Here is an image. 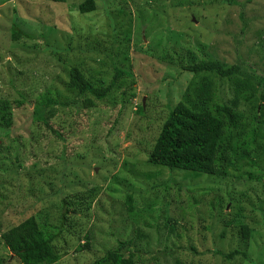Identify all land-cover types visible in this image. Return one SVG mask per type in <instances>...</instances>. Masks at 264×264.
Wrapping results in <instances>:
<instances>
[{
	"label": "rangeland",
	"instance_id": "1",
	"mask_svg": "<svg viewBox=\"0 0 264 264\" xmlns=\"http://www.w3.org/2000/svg\"><path fill=\"white\" fill-rule=\"evenodd\" d=\"M84 1L0 0V102L12 113L11 127L2 126L9 130L2 141L11 146L19 140L22 147L15 152L17 161L13 148L4 152L12 174L0 173V234L37 215L60 229L59 196L48 193L73 192L72 179L62 177L63 159L70 172L80 173L87 190H95L88 196L77 186L91 207L66 217L54 244L58 251L71 250L57 264H93L118 241L131 243L124 251L134 253L135 264H257V254L264 252V187L150 167L146 156L168 100L176 103L191 78L180 74V64L207 55L232 65L241 57L246 69L264 75V0H235L233 6L224 0H93L95 10L80 14ZM12 23L29 37L12 42ZM33 53H39L38 60ZM81 63L94 87L110 85L112 64L130 72L134 83L118 79L114 94L96 102L95 111L49 109L46 120L64 135L60 141L32 122L33 104L47 91L66 100L69 69ZM140 104L143 116L135 114ZM58 121L63 126L54 124ZM128 195L131 213L125 211ZM218 199L219 213L214 210ZM70 200L72 209L78 206ZM169 219L175 222L173 232ZM243 226L249 238L240 237ZM86 235L89 249L72 253ZM237 249L248 261L215 254ZM10 258L0 246V264H17Z\"/></svg>",
	"mask_w": 264,
	"mask_h": 264
},
{
	"label": "trees",
	"instance_id": "2",
	"mask_svg": "<svg viewBox=\"0 0 264 264\" xmlns=\"http://www.w3.org/2000/svg\"><path fill=\"white\" fill-rule=\"evenodd\" d=\"M42 1L64 3V0ZM224 1L228 6L238 4L235 0ZM94 10L93 0H85L77 8L80 14H88ZM9 34L12 42H19L22 37H29L14 23L10 26ZM46 48L48 45L44 48L45 51ZM210 51L213 52V48H210ZM87 52L93 53L90 49ZM33 54L34 60H38L39 53ZM244 63L241 57H238L234 64L228 65L212 56L203 55L201 58H191L180 64L178 68L180 74L185 73L191 78L176 103L170 104L168 100L166 114L158 120L157 136L151 150L147 153L146 165L188 175L235 178L264 187V75L260 72L261 75L256 76L254 71L246 69L247 66ZM112 66L115 75L107 87H94L81 72L83 63L72 66L67 75L66 100L59 101L56 98L59 93L55 95L49 91L41 93L33 104L32 122L37 125L42 124L55 139L63 141L64 135L49 125L46 120L47 114L57 105L66 108L74 107V114L81 113L80 108L95 111L98 108L96 102H102L114 94L111 95L110 92L114 90L118 79L125 76L132 79L134 83L130 72L118 69L114 64ZM222 87L227 88L226 93L223 92ZM152 91L158 98V92ZM76 99L79 102L74 101ZM132 99H134L133 95L129 97L130 103ZM4 103L0 102V173L12 174L11 170L6 168L11 164L8 159H5L4 152L13 148V159L17 161L15 152L22 150V147L19 140H14L11 146L9 143L4 145L2 141L9 132L4 127L10 128L12 125L9 104ZM124 103V98H121V105L123 106ZM122 106L117 115L120 114ZM135 114L144 115L142 104L137 105ZM54 124L63 126L59 121ZM93 127L95 129V126ZM19 154L18 152L17 156ZM63 161L60 159L65 169L62 177L72 179L68 184L73 187V192L71 196L61 191L48 193L51 198L58 199L59 196L58 202L63 210L60 214L62 220L60 229L47 225V217L37 215L28 217L0 234V246L9 253L12 261L18 260L17 264H57L64 256L70 255L68 250L71 248L67 247L61 252L56 249L54 243L63 231L66 217L73 212L80 213L84 207L89 210L91 203H88V197H79L82 191L77 188V186L82 188L84 186L88 189V185L80 180V173H75L73 170L70 172L71 167L64 166ZM18 167L21 168L22 164L19 163ZM59 183L62 187L65 186V182L59 180ZM94 190H87L85 194L91 196ZM71 198H75V204L78 205L74 209L71 206L74 204ZM131 202V196L128 195L125 201L127 213L132 212ZM195 204L196 202L193 201L192 205ZM216 205L214 210H218L217 213H219L220 199L216 200ZM40 218L44 220L43 223L40 222ZM166 223L170 227L169 231L173 232L175 222L169 219ZM50 227L53 228L50 229ZM250 234L248 227L240 228L242 239L249 238ZM88 235L84 237L83 244L79 242V239L77 240L79 246L77 250L73 249L72 253L85 252L89 249ZM130 247L129 241H118L116 248L105 252L93 264H135L134 253L130 252L126 255L128 249L124 251L125 248ZM215 254L225 260L231 261L234 257H242L248 261L247 253L240 252L238 249L226 256L220 252ZM257 255L259 256L257 264H264V252Z\"/></svg>",
	"mask_w": 264,
	"mask_h": 264
}]
</instances>
